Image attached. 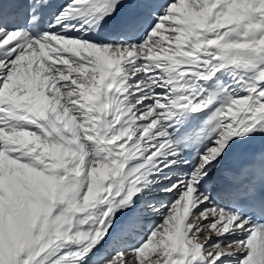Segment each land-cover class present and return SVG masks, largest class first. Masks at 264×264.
<instances>
[{
	"label": "snow or ice",
	"instance_id": "obj_1",
	"mask_svg": "<svg viewBox=\"0 0 264 264\" xmlns=\"http://www.w3.org/2000/svg\"><path fill=\"white\" fill-rule=\"evenodd\" d=\"M0 264H264V0H0Z\"/></svg>",
	"mask_w": 264,
	"mask_h": 264
},
{
	"label": "bare ground",
	"instance_id": "obj_2",
	"mask_svg": "<svg viewBox=\"0 0 264 264\" xmlns=\"http://www.w3.org/2000/svg\"><path fill=\"white\" fill-rule=\"evenodd\" d=\"M172 197H171V194H163L161 196V199L167 201V200H170Z\"/></svg>",
	"mask_w": 264,
	"mask_h": 264
}]
</instances>
